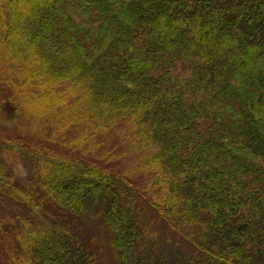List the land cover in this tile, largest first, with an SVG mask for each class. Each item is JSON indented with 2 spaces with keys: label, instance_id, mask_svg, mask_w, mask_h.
Instances as JSON below:
<instances>
[{
  "label": "trees",
  "instance_id": "trees-1",
  "mask_svg": "<svg viewBox=\"0 0 264 264\" xmlns=\"http://www.w3.org/2000/svg\"><path fill=\"white\" fill-rule=\"evenodd\" d=\"M4 85L17 132L47 143L9 147L0 128V204L24 208L0 219V264H104L63 227L24 249L50 203L113 228L118 264H264V0H0ZM108 137L129 149L121 163H97ZM148 149L134 187L124 164ZM21 162L39 189L14 182ZM150 212L187 242L180 257L155 258Z\"/></svg>",
  "mask_w": 264,
  "mask_h": 264
},
{
  "label": "rangeland",
  "instance_id": "rangeland-1",
  "mask_svg": "<svg viewBox=\"0 0 264 264\" xmlns=\"http://www.w3.org/2000/svg\"><path fill=\"white\" fill-rule=\"evenodd\" d=\"M181 73V76H186L185 67L182 65L178 71L177 74ZM0 91L6 92V98L11 97L10 93L7 91V87L4 85L3 87H0ZM13 97V96H12ZM27 99H24L20 102V107L22 111L24 112L23 116H30L28 114V107L26 105ZM19 108V101L14 97L10 102L7 101H0V128L1 129H7L11 130L8 134H4V137H7L9 135L10 141L8 142L9 147H13L15 145H19L20 141L27 140V144L29 146L37 147L41 145L43 149L45 150V143H47L46 139L42 138L41 136L35 137L34 135L28 134V137L26 136V133L23 135L20 132H17L16 129L19 128V126L12 125L11 121H9L12 116H14V112L17 111ZM222 107L221 110H214L211 111L209 119L205 120L206 125L208 123H212L215 120L214 115L216 117L220 118L222 116ZM13 119V118H12ZM26 119V118H25ZM22 123V121H20ZM50 136V135H49ZM53 141H51V145L55 146L51 148H56V151L52 154L55 157H60L62 154L66 153L68 154L67 148H59L63 144H67L68 140H65L63 137H58L54 134ZM119 141V137L110 138L108 137L107 141L102 144L100 147L96 148L95 152L96 154H100L101 156L97 159V163H102L104 160L108 159L111 162L116 161L117 159H121L124 155V152L126 153L129 149H126L125 151L120 148L119 144H117ZM68 145V144H67ZM27 146V147H29ZM92 145H85L84 148L91 149ZM31 148V147H29ZM46 151V150H45ZM152 151V150H150ZM149 152V149L146 151H140L139 157H141V163L144 165H141L138 169V161L139 158L137 155L133 156V161L131 163H125V169L128 168V166H132L133 170L127 175V177L131 179H139V182L133 185L134 187L142 186V183L144 182L147 184L148 177L139 178L138 176L144 172L146 167V160H147V153ZM50 153V151L48 152ZM46 154V153H45ZM134 154V153H133ZM129 160L132 159V157H127ZM22 163V162H21ZM121 163V160H120ZM120 163H117V165H120ZM22 167L19 168L15 166H12L11 173H16L14 176V182L16 184L26 185L28 188L32 190L39 189L38 186L35 185L34 181L31 179V170L27 168L26 163H22ZM59 204H53L50 203V205H46L43 209L41 215H39L35 220L32 218V221H30V224L28 226H24V237L21 239V242L23 244L24 249H26L30 243L32 242V236L36 234V231H40L41 235H43L46 230L48 229L49 232H51V229L58 230L61 227L62 229V235L67 236V241L70 242L73 245V241H77L80 245L79 247H86L88 251L96 253L98 255L97 259L104 263V264H118V258H117V252L112 246L113 237H115V234L112 230L106 225H104L103 221L99 219H86L83 217H77V218H71V212L69 209H67L65 212H63L59 207ZM13 210L11 211L10 208ZM9 207H3V205L0 204V219L4 215L8 222L13 221H20V213L24 211L23 206L19 202L12 203V205ZM45 213V214H43ZM151 213V212H150ZM18 217H16V216ZM150 220L152 221V232L154 241H156V245L153 247V250L155 252H152L155 258L158 260L162 258H169L170 255L174 256L177 255V257H180V252L182 249L185 248L186 241L182 240L181 237H178V242L181 243L182 246L180 247L177 245L176 241L174 240V234L170 233L169 231L166 232V227L164 223L158 218L157 213H151L150 214ZM12 226V225H11ZM9 225H7L3 229V233L5 235L8 234V231L10 232L11 229L8 228ZM40 229H39V228ZM117 230V229H116ZM73 236V241L69 240V238ZM17 238L15 244L13 240L9 239L10 245H6L8 249L14 248V252L17 253V248L19 245V238L20 236L18 234L15 235ZM45 242V240L43 239ZM138 244V242H137ZM84 245V246H82ZM67 249V248H66ZM127 249V248H126ZM128 250V249H127ZM129 254V251H127ZM37 254H34L35 257H37ZM43 256V255H42ZM41 256V257H42ZM137 256V255H136ZM81 256L76 255V257H73V259H79ZM71 259V257H70ZM72 264L70 261H68V264ZM158 264V263H157ZM166 264V263H162Z\"/></svg>",
  "mask_w": 264,
  "mask_h": 264
}]
</instances>
